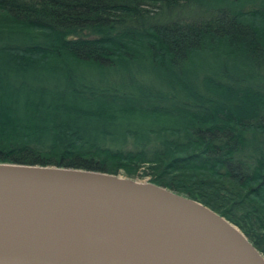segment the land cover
Returning <instances> with one entry per match:
<instances>
[{
  "label": "trees",
  "instance_id": "1",
  "mask_svg": "<svg viewBox=\"0 0 264 264\" xmlns=\"http://www.w3.org/2000/svg\"><path fill=\"white\" fill-rule=\"evenodd\" d=\"M0 164L147 177L264 256V0H0Z\"/></svg>",
  "mask_w": 264,
  "mask_h": 264
},
{
  "label": "water",
  "instance_id": "2",
  "mask_svg": "<svg viewBox=\"0 0 264 264\" xmlns=\"http://www.w3.org/2000/svg\"><path fill=\"white\" fill-rule=\"evenodd\" d=\"M0 264H264L241 230L150 182L0 164Z\"/></svg>",
  "mask_w": 264,
  "mask_h": 264
},
{
  "label": "rangeland",
  "instance_id": "3",
  "mask_svg": "<svg viewBox=\"0 0 264 264\" xmlns=\"http://www.w3.org/2000/svg\"><path fill=\"white\" fill-rule=\"evenodd\" d=\"M125 177V176H124ZM148 179L149 178H147V177H144V178H142V180H141V178H140V180L139 181H142V182H148Z\"/></svg>",
  "mask_w": 264,
  "mask_h": 264
}]
</instances>
